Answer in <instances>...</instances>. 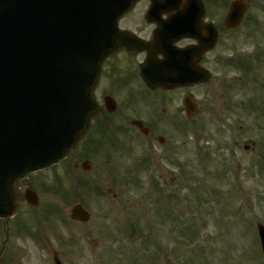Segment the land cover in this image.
<instances>
[{
	"label": "rangeland",
	"instance_id": "rangeland-1",
	"mask_svg": "<svg viewBox=\"0 0 264 264\" xmlns=\"http://www.w3.org/2000/svg\"><path fill=\"white\" fill-rule=\"evenodd\" d=\"M208 1V19L219 30L206 64L214 78L210 91L205 85L189 89L200 112L174 138L179 144L174 162L162 160V171L159 165L136 169L139 157L117 156L121 146L103 147L104 157L111 153V178L105 173L97 184L77 174L63 184L74 198L64 201L50 193L49 203L58 211L40 221L26 217L22 226L29 233H17L11 222L3 264H54L55 250L63 264H264L256 228L264 224V0H251L244 22L232 31L222 26L226 1ZM225 53L234 66L221 61ZM245 59L252 63L249 73L236 67ZM170 96L179 106L183 91ZM250 101L255 109L239 108ZM232 103L235 107H228ZM179 124L174 115L166 122L171 129ZM122 137L126 142L127 135ZM152 176L162 184L159 191ZM109 182L118 199L113 192L105 200L98 195L97 189ZM81 199L90 204L91 220L72 223L69 209ZM23 213L22 208L15 220ZM1 227L0 248L6 238L5 224Z\"/></svg>",
	"mask_w": 264,
	"mask_h": 264
},
{
	"label": "water",
	"instance_id": "water-1",
	"mask_svg": "<svg viewBox=\"0 0 264 264\" xmlns=\"http://www.w3.org/2000/svg\"><path fill=\"white\" fill-rule=\"evenodd\" d=\"M135 1H130L129 5ZM247 6L248 0L234 2L225 26H238ZM108 14H111V0H0V136L3 150L6 154H12L14 150L27 145L31 139L33 142L28 145L33 143V150L42 157H27L25 168L20 173L4 177L3 183H0V192L3 196L9 192L11 197L3 198L0 216L9 218L15 211V186L19 178L30 170L59 160L89 129L90 119L96 112H92V94L88 86L92 80L99 78L104 60L118 50H115L116 44L111 41V16ZM203 15L204 12L200 13L195 24L192 20L181 31H190L188 33L196 37L202 49L212 48L217 40V31L213 25L206 26L208 29L211 27V32L205 42L200 33L205 28L201 21ZM35 18L38 21L34 23ZM106 20L109 24L107 38L106 24L103 23ZM51 29L58 30V37L62 40L61 47L65 48L54 60H60L61 57L65 60L68 52L67 81L74 77L77 66L84 70L80 71L79 80L82 83H73L69 87L65 86L67 81L55 80L63 88L69 87L65 102H69L72 93H83L76 103L68 104L71 111L62 108L64 116L61 122L54 111L49 113V108H46L50 107L51 100H57L51 93L54 80L49 75V67H46V52L43 53L44 49L47 51V37ZM119 37L116 32V38ZM100 45L101 48L93 52ZM76 53H84V56ZM175 77L177 82L181 78L178 75ZM60 92L57 89V93ZM78 106L80 109H77ZM187 107L190 114L195 113L188 103ZM23 122H26V126L21 128ZM66 122H71L74 126L68 130ZM48 149H51L50 153ZM72 218L87 221L89 215L80 206H76L72 211ZM258 228L264 245V227L258 225Z\"/></svg>",
	"mask_w": 264,
	"mask_h": 264
},
{
	"label": "flooded vegetation",
	"instance_id": "flooded-vegetation-1",
	"mask_svg": "<svg viewBox=\"0 0 264 264\" xmlns=\"http://www.w3.org/2000/svg\"><path fill=\"white\" fill-rule=\"evenodd\" d=\"M148 7L149 2L146 0L139 3L133 11L135 13L131 12V14L126 15L120 20L121 29L135 32L144 41H152L156 24L145 21V27L142 30L138 31L136 27L138 25V18L140 16H143L144 18ZM136 13H139L138 17L134 15ZM166 16H163V18ZM129 23H132L133 27L129 25ZM145 31L146 33L143 34ZM194 44L195 42L193 40L183 39L179 40L175 45L179 48H185L193 46ZM157 53L158 52H155L154 55L157 56L158 59H163L162 55H157ZM209 56L210 52H204L202 54L201 61L199 62L201 67H207L206 64L207 61H209ZM147 57V50L128 51L124 49L117 55L112 56L104 65L102 79H107V81L104 83L103 88H101L102 81L97 88L96 93L102 100V102H100L102 104L107 97H110L111 109L113 110L112 112L105 110L102 116L95 120L96 132H94L90 139L77 150L73 161H92L94 164L92 165L91 163L89 168L98 173L101 169L99 161L103 155L96 146L100 143L99 137H101L102 131L107 127H111V124L113 123L120 125L123 129H128V131L133 130L136 129V127L133 126L135 120L143 122V129H146V132L144 133L145 144L152 157H155L156 150L159 152V157H173V154L176 153V146L172 143H167V141L160 137L159 134L155 135L154 131L159 130L157 129L156 116L158 109L163 107L162 105H166L167 109L178 115L181 112V108L178 105H173L172 100L174 98L170 96L168 91L163 93L162 90H150L142 82L140 77V67ZM183 59L186 61H194L195 56L189 55L185 56ZM177 60H180V56H177ZM189 88L190 87L182 88L177 91H184L186 89V93H189ZM146 93L155 96L149 101L151 107L142 104L143 100L148 96ZM140 108L142 110H140ZM94 144L96 147L95 150ZM109 147H111V141L109 142ZM109 157H111V153ZM75 164L78 166L77 163ZM26 185L33 188L34 183L28 182ZM19 198L21 201H24L25 199L22 194H20Z\"/></svg>",
	"mask_w": 264,
	"mask_h": 264
}]
</instances>
